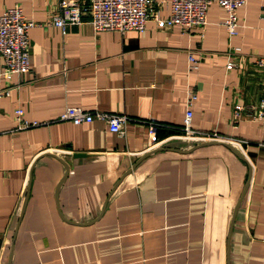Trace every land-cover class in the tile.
Listing matches in <instances>:
<instances>
[{"label":"crops","instance_id":"1","mask_svg":"<svg viewBox=\"0 0 264 264\" xmlns=\"http://www.w3.org/2000/svg\"><path fill=\"white\" fill-rule=\"evenodd\" d=\"M59 1L0 0L36 22L30 71L2 80L0 264H264V0L238 10L234 36L217 2L204 28L96 31L86 17L63 33ZM190 90L193 128L234 149L184 137ZM68 106L129 120L74 124ZM18 108L39 124L21 127Z\"/></svg>","mask_w":264,"mask_h":264},{"label":"built area","instance_id":"2","mask_svg":"<svg viewBox=\"0 0 264 264\" xmlns=\"http://www.w3.org/2000/svg\"><path fill=\"white\" fill-rule=\"evenodd\" d=\"M217 2L227 12L225 26L230 36L238 34V10L247 3V0H60L57 11L51 17L50 24L66 33L68 25H78L89 17L96 31H119L125 33L130 30L143 32L147 29L151 19H155L158 27L170 28L175 25L184 29L194 27L204 28L210 6ZM167 10L168 16L163 17L162 11ZM36 22L28 19L22 7L16 5L7 8L0 15V95L8 96L9 88H2V80H12L15 74H24L30 71V30ZM236 47L235 51H240ZM190 70L199 68L200 59L190 53ZM258 67L264 69V55L256 59ZM235 63L227 65L231 69ZM198 99L197 91L190 90L186 101V114L183 130L186 136L210 141L218 139L216 133L199 132L192 126L194 104ZM242 109L236 106V114ZM16 119L21 127L36 126L37 121L29 122L23 119L24 111L16 109ZM254 117L264 121V101L256 110ZM94 119H101L108 123L112 132H121L127 115L107 112H91L77 106H68L61 113L60 120L71 121L74 124L90 123Z\"/></svg>","mask_w":264,"mask_h":264},{"label":"water","instance_id":"3","mask_svg":"<svg viewBox=\"0 0 264 264\" xmlns=\"http://www.w3.org/2000/svg\"><path fill=\"white\" fill-rule=\"evenodd\" d=\"M214 144H224L228 146L231 149H234L231 145H229L226 141L224 140H211V141H203L202 143L199 144V146H205V145H214Z\"/></svg>","mask_w":264,"mask_h":264},{"label":"rangeland","instance_id":"4","mask_svg":"<svg viewBox=\"0 0 264 264\" xmlns=\"http://www.w3.org/2000/svg\"><path fill=\"white\" fill-rule=\"evenodd\" d=\"M184 136H186V134L184 133ZM187 137H189V136H187ZM190 138V137H189ZM191 140H193V139H191ZM194 141H196L195 139H194ZM198 141H199V139H198ZM203 142V141H202Z\"/></svg>","mask_w":264,"mask_h":264},{"label":"bare ground","instance_id":"5","mask_svg":"<svg viewBox=\"0 0 264 264\" xmlns=\"http://www.w3.org/2000/svg\"><path fill=\"white\" fill-rule=\"evenodd\" d=\"M184 137H187V136H184ZM189 138V137H188Z\"/></svg>","mask_w":264,"mask_h":264}]
</instances>
